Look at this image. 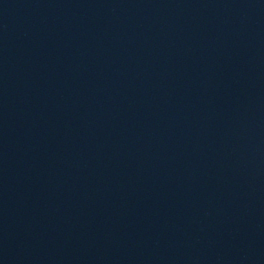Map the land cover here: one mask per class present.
I'll use <instances>...</instances> for the list:
<instances>
[{
  "label": "water",
  "instance_id": "water-1",
  "mask_svg": "<svg viewBox=\"0 0 264 264\" xmlns=\"http://www.w3.org/2000/svg\"><path fill=\"white\" fill-rule=\"evenodd\" d=\"M0 264H264V0H68L0 48Z\"/></svg>",
  "mask_w": 264,
  "mask_h": 264
}]
</instances>
